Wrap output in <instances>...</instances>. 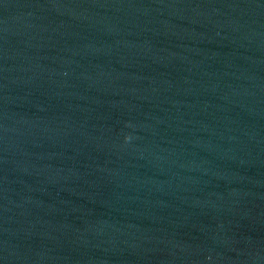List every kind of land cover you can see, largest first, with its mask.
<instances>
[{
    "label": "water",
    "instance_id": "95a60500",
    "mask_svg": "<svg viewBox=\"0 0 264 264\" xmlns=\"http://www.w3.org/2000/svg\"><path fill=\"white\" fill-rule=\"evenodd\" d=\"M118 264H264V202L202 224Z\"/></svg>",
    "mask_w": 264,
    "mask_h": 264
},
{
    "label": "clouds",
    "instance_id": "9594fccd",
    "mask_svg": "<svg viewBox=\"0 0 264 264\" xmlns=\"http://www.w3.org/2000/svg\"><path fill=\"white\" fill-rule=\"evenodd\" d=\"M126 140L128 139V137L125 138Z\"/></svg>",
    "mask_w": 264,
    "mask_h": 264
}]
</instances>
